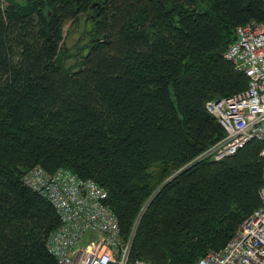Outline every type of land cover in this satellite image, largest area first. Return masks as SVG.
<instances>
[{
	"label": "trees",
	"instance_id": "16d2710c",
	"mask_svg": "<svg viewBox=\"0 0 264 264\" xmlns=\"http://www.w3.org/2000/svg\"><path fill=\"white\" fill-rule=\"evenodd\" d=\"M250 19L264 0L0 3V264H56L59 216L22 181L36 164L106 190L130 260L195 264L223 246L261 203L263 143L198 155L224 135L205 101L247 85L223 52ZM68 21L85 44L66 65Z\"/></svg>",
	"mask_w": 264,
	"mask_h": 264
},
{
	"label": "built area",
	"instance_id": "2783aa9c",
	"mask_svg": "<svg viewBox=\"0 0 264 264\" xmlns=\"http://www.w3.org/2000/svg\"><path fill=\"white\" fill-rule=\"evenodd\" d=\"M3 5V1L0 2ZM223 56L247 76L238 92L205 101L224 135L198 157L219 160L251 139L263 143L264 157V20H247L235 27V39ZM260 205L253 209L218 249L208 250L195 264H264V164ZM24 184L45 196L60 223L47 236L46 247L56 264H152L130 260L133 231L124 239L117 216L106 204V190L92 178L58 167L46 171L36 164L22 175Z\"/></svg>",
	"mask_w": 264,
	"mask_h": 264
},
{
	"label": "rangeland",
	"instance_id": "374dc122",
	"mask_svg": "<svg viewBox=\"0 0 264 264\" xmlns=\"http://www.w3.org/2000/svg\"><path fill=\"white\" fill-rule=\"evenodd\" d=\"M3 1L4 3L6 2V0ZM16 1H23V0H16ZM79 36H80V29L76 25L71 27L69 21L64 24L62 45L68 49L69 53L72 54L69 58L66 59L65 61L66 65H69L74 62V57L78 50L77 47L85 44V38L81 37L80 39Z\"/></svg>",
	"mask_w": 264,
	"mask_h": 264
}]
</instances>
